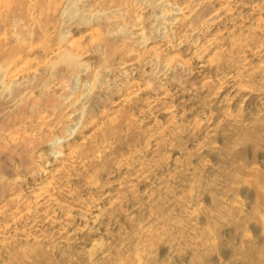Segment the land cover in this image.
<instances>
[{"label": "bare ground", "instance_id": "6f19581e", "mask_svg": "<svg viewBox=\"0 0 264 264\" xmlns=\"http://www.w3.org/2000/svg\"><path fill=\"white\" fill-rule=\"evenodd\" d=\"M263 115L264 0H0V264H108L136 182Z\"/></svg>", "mask_w": 264, "mask_h": 264}, {"label": "rangeland", "instance_id": "374dc122", "mask_svg": "<svg viewBox=\"0 0 264 264\" xmlns=\"http://www.w3.org/2000/svg\"><path fill=\"white\" fill-rule=\"evenodd\" d=\"M185 130L172 133L161 148L187 140ZM222 134L221 147L208 154L189 151L178 158L180 165L156 172V182H136L127 203L111 213L108 264L117 257L125 264H264V115L242 126L232 123ZM203 145L211 146L208 138ZM155 160L156 168L165 161L162 154ZM131 206L134 218L127 216ZM183 211L191 213L190 224ZM151 216L155 220L145 229L140 224ZM129 239L134 242L126 250L118 246ZM54 249L56 254L42 251L27 264L81 262L74 259L76 249Z\"/></svg>", "mask_w": 264, "mask_h": 264}]
</instances>
